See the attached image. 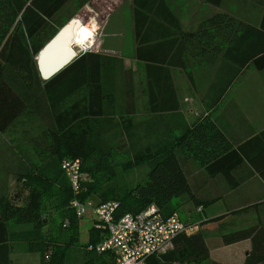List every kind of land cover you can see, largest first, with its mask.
<instances>
[{
    "label": "trees",
    "instance_id": "1",
    "mask_svg": "<svg viewBox=\"0 0 264 264\" xmlns=\"http://www.w3.org/2000/svg\"><path fill=\"white\" fill-rule=\"evenodd\" d=\"M70 1L0 0V133L14 127L36 106L47 127L43 134L49 140L47 150L39 152V165L30 164L17 177L20 190L16 197L0 195V264H66L80 241L81 219L70 206L75 198L116 202L117 218L137 215L151 205L168 216L178 211L176 201L184 196L196 207H208L215 201H203L192 193L179 155L209 176L223 173L230 181V171L243 164V156L248 158V145L259 140L256 136L234 149L208 116L189 125L179 113L171 70H186L190 57L200 58L201 63H220L218 76L222 81L213 86L212 106H216L243 69L252 65L258 71L264 70V12L259 26L218 13L197 30L183 32L164 0H131L134 60L143 66L147 93L146 119L136 122L132 75L117 56L86 51L48 82L41 80L37 56L72 19L59 18ZM90 1L78 0V8ZM203 1L212 6L222 3ZM253 2L264 8V0ZM155 23L163 29L152 36L149 29ZM186 75L192 78L190 71ZM118 94L122 97L119 106L115 104ZM165 121L174 125L164 131L151 129L152 123L161 125ZM114 132L121 134L123 144L129 146L128 161L116 165L111 139ZM138 135L137 144L134 138ZM68 159L81 162L84 179L79 197L61 168ZM145 165L149 167L146 179L134 185L125 183V175ZM262 166L257 169L264 180ZM15 200L22 203L18 205ZM223 219L206 220L198 226ZM93 224L80 264H114L113 253L95 251L106 232ZM246 240L251 247L243 264H264V229L260 225L230 232L225 229L221 245ZM17 249L37 256L38 263L14 262L11 256ZM209 260L204 236L197 231L178 236L172 249L150 257L147 264H203Z\"/></svg>",
    "mask_w": 264,
    "mask_h": 264
},
{
    "label": "crops",
    "instance_id": "2",
    "mask_svg": "<svg viewBox=\"0 0 264 264\" xmlns=\"http://www.w3.org/2000/svg\"><path fill=\"white\" fill-rule=\"evenodd\" d=\"M76 1L78 2V0H71L70 3ZM93 1L96 3L101 0ZM164 1L173 16L177 18L183 32L197 30L203 21L218 13L228 14L244 23L259 26L264 12V8L255 4L253 0H222L220 6L209 5L203 0ZM101 3L104 5L103 9L108 11L107 22L117 12L125 9L132 18V27L134 28L131 0H119L118 2L115 0H105ZM94 9H98L97 6ZM248 17L250 19H247ZM163 25L170 28L172 32L177 31L173 27ZM162 29L163 26L155 23L149 30L153 36L157 30ZM113 34L116 35L114 32ZM187 61L193 64V67H190L191 69L180 70L172 68L171 73L180 103L179 113L183 115L188 124L193 125L201 121L204 116H208L234 149L259 136V140L256 143L248 145L249 147L246 151L248 158L247 156H243V164L230 171L228 176L230 181L227 180L223 173L209 176L203 168L179 155V160L188 177L192 193L199 196L203 201H215L205 208L202 206L198 208L194 207L196 214L204 215L203 219L195 222L200 224L206 220L224 217L221 221L198 226V232L200 231L203 234L210 251V260L205 263L212 264V261H218L223 264H233L232 262H235L237 259L240 264H243L246 253L251 247V242L246 240L233 245L222 246L221 236L225 229L227 232H230L234 229H240V227L245 225H260L264 229V180L257 169V167L260 166L259 168H262V165H264V70H256L258 75L254 77L256 80H259V87L261 88L253 89L256 90L253 93L254 99L248 100V98H244L243 94L236 89L239 80L244 76L245 72L252 68V65H249L243 69L220 102L216 106H212L215 99L213 86L222 81L217 72L220 63L214 60L215 63L209 65L213 69L208 78L207 75L200 73L202 70L207 72L205 67H198L200 58L190 57L187 58ZM188 65L190 64L188 63ZM225 67L227 66L224 65V71L226 70ZM187 71L192 73V78L188 79L186 75ZM224 77L227 78L228 74L224 73ZM135 87V98L142 97L144 95V86L142 85L140 88V85L135 81ZM188 96H190V100L187 99ZM245 96L247 97V95ZM184 97L187 98L183 100ZM145 98H147V93ZM186 100L188 101L186 102ZM192 102H194L193 105ZM144 105L142 110H140L142 112L144 111ZM136 111L140 112L138 107H136ZM174 118L180 122V118ZM169 125L174 124L168 121L162 122L161 125L152 123L151 129L155 132L160 129L164 131L166 128H169ZM249 158L255 164L251 160L249 162ZM233 211H237L238 213L233 214ZM234 249L239 250V252L234 253L237 255L236 258H233V255L228 256V252ZM228 257H231V259Z\"/></svg>",
    "mask_w": 264,
    "mask_h": 264
},
{
    "label": "rangeland",
    "instance_id": "3",
    "mask_svg": "<svg viewBox=\"0 0 264 264\" xmlns=\"http://www.w3.org/2000/svg\"><path fill=\"white\" fill-rule=\"evenodd\" d=\"M103 1L101 0L100 2L94 3V1L91 0L90 3L85 6L87 7V9L85 10V7L81 9L78 8L77 1L72 2L63 8V10L59 13V18L61 20H68L69 18H74L75 16L82 17V19L85 20L83 25H86L91 31H93V43H87L83 47L75 45V52L77 55H80L81 53L90 50L91 52H100L105 55L117 56L119 59L122 60L124 68L126 70H129L132 75L133 93L135 94L136 89L135 81H137V83L140 85V88L142 85L144 86V97L142 96L140 98H135L134 95L135 106L138 107L140 111L142 110L144 103H146V93L144 92L146 81L142 64L137 63L134 60L135 43L133 33L134 28L132 27V18L129 15L128 11L122 9L121 11L117 12L110 19L109 22H107L108 11H105L103 9L104 5L103 3H101ZM115 1L118 2L119 0ZM95 6H97L98 9H94ZM247 19H250V17H248ZM113 32L116 35H114ZM187 62L190 64L188 65L187 69H191L190 67L193 64L190 61ZM199 63L200 64H198V67H205L207 69V72L202 70L200 73H202L203 75H207V77L209 78L210 73L213 69L209 65L212 64V62L203 61V63ZM255 75L257 76L258 74L256 72V69H254V66H252V68L248 69L245 72L244 76L239 80L237 84L238 86L236 89H238L239 92L243 94L244 98H248V100L254 99L253 93H255L256 90L253 89L261 88L259 87V80H256L254 77ZM245 95H247V97ZM189 97L190 96H188V98L184 97L183 100L185 98L189 99ZM121 98V95L118 94L115 99V104L117 106L122 104ZM187 101L188 100H186V102ZM193 104L194 102H192V105ZM30 110L31 113L27 115V117H23V119H21L14 127H12L3 134L0 133V195L7 194L13 199L16 197L18 191L20 190V184L17 182V177L22 172H25L30 167V164L39 165V152L46 151L49 144V140L43 134L47 127L45 126L43 120L40 117L41 113L37 111L39 110V108L37 109V107L34 106L33 109ZM144 119H146V117L144 116V111L137 112L136 122H140ZM140 136L141 135H138L136 138H134V142H137V139ZM122 137L123 136L121 134H118L117 132H114L111 137L112 143L115 145L116 149L113 157L114 165L120 162L128 161L129 159V146L123 144L124 138L122 139ZM148 171V165L137 168L128 176L125 175L124 181L128 185H134L146 179ZM25 194L26 193H24L23 196ZM90 200L95 203H101L93 199ZM21 203L22 200L16 201V204L18 205H20ZM176 203L177 205H179V209L176 213L184 222L194 224L196 227L195 232H197L198 224L195 221H200L201 219H203L204 215L196 214V210L194 209V207H198H196L192 202L188 201V198L186 196L177 200ZM95 220L96 219L92 215L91 211H89L86 216L81 219L80 241L79 244L70 252L66 264H80V262L82 261L83 247L86 245L88 239V232L90 228L93 227V223L95 222ZM187 220L191 222H188ZM245 222L248 223V221L246 220ZM246 227L248 226L245 225L240 228ZM67 234V232L64 233L65 236ZM231 252H228V256L233 255L232 257L236 258L237 255L234 253L239 252V250L234 249ZM228 258L231 259V257ZM12 260L18 263H38L37 256L32 254H26L22 250H17L15 254L12 255ZM232 263L240 264L237 259L235 262Z\"/></svg>",
    "mask_w": 264,
    "mask_h": 264
},
{
    "label": "built area",
    "instance_id": "4",
    "mask_svg": "<svg viewBox=\"0 0 264 264\" xmlns=\"http://www.w3.org/2000/svg\"><path fill=\"white\" fill-rule=\"evenodd\" d=\"M62 170L74 195L79 197L84 179L81 162L76 159L65 160ZM70 206L80 219L91 211L96 219L95 227L106 232V237L95 251L113 253L114 264H147L150 257L172 249L173 241L178 236L196 231L194 224L182 222L177 213L165 216L155 205L137 215L126 214L120 218L116 217L117 203L112 201L95 203L75 198Z\"/></svg>",
    "mask_w": 264,
    "mask_h": 264
},
{
    "label": "water",
    "instance_id": "5",
    "mask_svg": "<svg viewBox=\"0 0 264 264\" xmlns=\"http://www.w3.org/2000/svg\"><path fill=\"white\" fill-rule=\"evenodd\" d=\"M84 22L79 16L70 19L39 52L36 63L43 82L51 80L76 59L78 55L72 46Z\"/></svg>",
    "mask_w": 264,
    "mask_h": 264
},
{
    "label": "bare ground",
    "instance_id": "6",
    "mask_svg": "<svg viewBox=\"0 0 264 264\" xmlns=\"http://www.w3.org/2000/svg\"><path fill=\"white\" fill-rule=\"evenodd\" d=\"M93 42H94V34H93V31H91L86 25H82V28L79 30V33H78L77 37L75 38V41H74L72 47L75 50V45L80 46V47H83L85 44H87V43H93ZM76 160H78V159H76ZM62 163H61V168H62ZM88 201H90V200H88ZM182 222H184V221L182 220ZM89 249H90V247H89Z\"/></svg>",
    "mask_w": 264,
    "mask_h": 264
}]
</instances>
